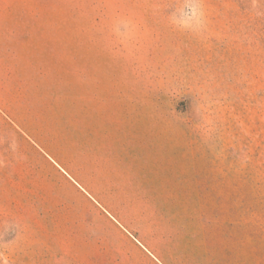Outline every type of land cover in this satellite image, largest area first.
Listing matches in <instances>:
<instances>
[{
  "label": "rangeland",
  "instance_id": "1",
  "mask_svg": "<svg viewBox=\"0 0 264 264\" xmlns=\"http://www.w3.org/2000/svg\"><path fill=\"white\" fill-rule=\"evenodd\" d=\"M0 264H264V0H0Z\"/></svg>",
  "mask_w": 264,
  "mask_h": 264
}]
</instances>
